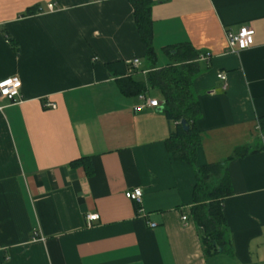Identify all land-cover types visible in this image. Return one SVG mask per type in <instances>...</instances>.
Wrapping results in <instances>:
<instances>
[{
  "label": "crops",
  "instance_id": "crops-1",
  "mask_svg": "<svg viewBox=\"0 0 264 264\" xmlns=\"http://www.w3.org/2000/svg\"><path fill=\"white\" fill-rule=\"evenodd\" d=\"M150 13L155 64L131 0H0V80L22 82L20 99L0 97V264H264V0H152ZM244 25L253 43L231 51L225 32ZM185 42L199 53L196 163L225 161L232 186L213 252L194 166L167 147L180 121L147 79ZM122 76L146 91L125 94ZM141 93L159 105L134 110Z\"/></svg>",
  "mask_w": 264,
  "mask_h": 264
},
{
  "label": "trees",
  "instance_id": "trees-1",
  "mask_svg": "<svg viewBox=\"0 0 264 264\" xmlns=\"http://www.w3.org/2000/svg\"><path fill=\"white\" fill-rule=\"evenodd\" d=\"M134 6V18L141 40L147 46V58L156 63V53L152 41V0H131ZM169 62L148 72V84L158 88L162 94L166 116L173 121L186 119L189 125L184 129L180 122L167 139L169 152L175 159L185 160L194 166L196 183L193 191L192 214L198 225L206 252L217 251L226 241V218L223 212V199L232 193L231 181L225 161L197 165L196 158L201 144V134L195 120L200 115L199 101L196 99L192 80L199 72L198 51L188 43H180L165 48ZM122 92L134 95L146 91V83L135 81L131 76H122L118 80ZM264 134V116L259 119ZM241 154V148L235 150Z\"/></svg>",
  "mask_w": 264,
  "mask_h": 264
},
{
  "label": "built area",
  "instance_id": "built-area-1",
  "mask_svg": "<svg viewBox=\"0 0 264 264\" xmlns=\"http://www.w3.org/2000/svg\"><path fill=\"white\" fill-rule=\"evenodd\" d=\"M49 9L54 8V3L48 4ZM254 28L251 25L241 26L237 32L226 31L225 37L228 43V47L231 51H235L236 48L244 49L249 47L253 43ZM211 53L207 52L200 55V58H209ZM139 59L135 57L132 63H138ZM217 77L226 81V73L220 71L217 73ZM22 86L21 79L18 76H11L0 80V97L8 99L10 101H16L21 98L20 89ZM50 106L55 107V104L49 103ZM159 105V101L156 98L149 97L146 93L140 94V102L133 107L134 110H142L145 107H156ZM2 106L0 105V109ZM126 196L136 203L141 202L142 189L140 187H135L132 190L126 191ZM97 214H88L87 219L92 221L97 219ZM187 217L183 216L182 219L185 220ZM150 226H155L156 223L150 222ZM38 236V230L34 231V237ZM43 239V238H42Z\"/></svg>",
  "mask_w": 264,
  "mask_h": 264
},
{
  "label": "water",
  "instance_id": "water-1",
  "mask_svg": "<svg viewBox=\"0 0 264 264\" xmlns=\"http://www.w3.org/2000/svg\"><path fill=\"white\" fill-rule=\"evenodd\" d=\"M163 103H164L163 101L160 102V108L163 107ZM180 123H181L182 127H183L185 130L189 128V125L187 124L186 119H184V118L181 119Z\"/></svg>",
  "mask_w": 264,
  "mask_h": 264
}]
</instances>
